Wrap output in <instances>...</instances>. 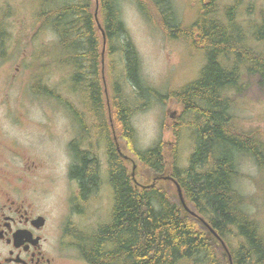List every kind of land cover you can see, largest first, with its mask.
I'll return each instance as SVG.
<instances>
[{
  "label": "trees",
  "instance_id": "1",
  "mask_svg": "<svg viewBox=\"0 0 264 264\" xmlns=\"http://www.w3.org/2000/svg\"><path fill=\"white\" fill-rule=\"evenodd\" d=\"M122 1L32 0L33 42L40 36L54 38L49 48L34 51L33 65L39 71L34 72L32 93L58 101L68 111L78 128L71 149L81 144L90 147L87 153H73L72 170L80 175L83 189L101 185V165L96 167L88 155L100 141L105 144V181L112 207L107 222L81 233L83 260L86 264H224L210 241L213 238L228 264H264V233L247 209L251 199L236 188L242 158L252 159L264 173V141L259 130L240 127L234 114V98L244 91V77L255 75L264 81V5L188 0L196 8L195 19L185 25L173 0H130L148 25L170 41L182 42L203 61L196 79L161 97L142 78L140 58L122 21ZM96 6L104 38L95 21ZM7 37L0 26V51ZM52 70L68 74L65 90L79 99L81 110L44 83L43 75ZM151 99L171 100L181 108L171 128L175 143L160 141L139 149L132 118ZM106 103L126 149L151 173L168 169L184 202L199 218L153 184L135 187L111 140ZM83 115H90L95 124L88 127ZM181 140L190 148L183 167L179 166Z\"/></svg>",
  "mask_w": 264,
  "mask_h": 264
},
{
  "label": "rangeland",
  "instance_id": "2",
  "mask_svg": "<svg viewBox=\"0 0 264 264\" xmlns=\"http://www.w3.org/2000/svg\"><path fill=\"white\" fill-rule=\"evenodd\" d=\"M233 1L220 0L224 5L232 4ZM241 2L243 7L251 2L259 8L264 5V0ZM120 6L122 21L140 58L142 78L154 93L162 97L196 79L203 65L199 54L190 53L182 42L170 41L159 29L148 25L130 0H123ZM173 7L183 24L194 21L196 8L188 0H173ZM33 9L32 0H0V26L8 35L0 51V168L15 170L21 166V161L34 163L36 169L27 174L32 187L41 198L46 191L44 197L56 204L58 197L68 188L63 179L72 162L69 144L78 136V128L58 101L32 93L34 72L39 71L33 65L34 51L41 47L49 48L48 45L54 41L53 37L47 35L33 42ZM101 78L107 102L109 89L104 66ZM67 79L68 74L61 70H52L43 75L46 85L56 89L58 94L80 109L79 99L70 96L65 90ZM243 81L244 91L234 98V114L240 127L259 130L264 141V81L255 75L244 77ZM164 101L159 103L151 99L145 109L134 114L132 125L139 149L151 148L160 141L175 143L171 128L179 118L181 108L171 100ZM106 104L111 140L120 149L123 164L135 187L147 188L153 184L167 192L182 207L170 171L167 169L162 174H154L138 162L126 149L120 131L113 126L111 109L109 103ZM142 104L145 101L138 103ZM83 116L88 127L95 124L90 115ZM181 141L179 166L183 167L190 148L185 140ZM96 152L104 168L107 156L103 141L96 145ZM103 179V186H99V192L93 196L98 205L100 223L107 222L112 207L110 188L105 177ZM236 188L251 199L247 209L259 221L264 233V173L248 157L240 161V177ZM210 241L219 250L224 264H228L219 243L213 238Z\"/></svg>",
  "mask_w": 264,
  "mask_h": 264
},
{
  "label": "flooded vegetation",
  "instance_id": "3",
  "mask_svg": "<svg viewBox=\"0 0 264 264\" xmlns=\"http://www.w3.org/2000/svg\"><path fill=\"white\" fill-rule=\"evenodd\" d=\"M89 148L82 144L75 150L69 147L72 162L63 179L68 188L56 204L44 197L46 191L41 198L32 187L27 174L36 169L34 163L21 161L15 170L0 168V264H86L81 256V233L101 224L93 196L107 173L106 159L100 169L101 185L95 190L82 188L80 175L72 170L76 164L73 153H87ZM88 157L99 166L96 147Z\"/></svg>",
  "mask_w": 264,
  "mask_h": 264
},
{
  "label": "water",
  "instance_id": "4",
  "mask_svg": "<svg viewBox=\"0 0 264 264\" xmlns=\"http://www.w3.org/2000/svg\"><path fill=\"white\" fill-rule=\"evenodd\" d=\"M95 21H96V23H97V25H98V28H99V30H100V32H101V34H102V37L104 38V34H103V32H102V30H101V27H100V25H99V23H98V20H97V6H96V10H95ZM105 43V42H104ZM104 54V53H103ZM103 54H102V56H103ZM117 151H118V153H119V155H121V152H120V149L117 147ZM125 158V157H124ZM126 159V158H125ZM174 185L176 186V190H177V195H178V199H179V201H180V203H181V205L183 206V208L187 211V212H189L191 215H193V216H195V217H197V218H199L198 217V215H196L187 205H186V203L184 202V199H183V196H182V193H181V190H180V188L174 183ZM202 222H203V224H205V226L208 228V225H206V223L202 220V219H200ZM211 230V229H210ZM211 232H213V231H211ZM214 234V233H213ZM224 246V245H223ZM224 248H225V246H224Z\"/></svg>",
  "mask_w": 264,
  "mask_h": 264
},
{
  "label": "bare ground",
  "instance_id": "5",
  "mask_svg": "<svg viewBox=\"0 0 264 264\" xmlns=\"http://www.w3.org/2000/svg\"><path fill=\"white\" fill-rule=\"evenodd\" d=\"M103 57V56H102ZM245 68V67H244ZM157 97V96H156Z\"/></svg>",
  "mask_w": 264,
  "mask_h": 264
}]
</instances>
